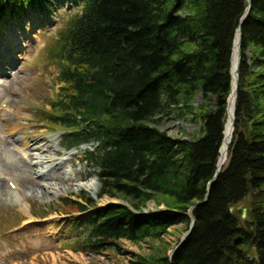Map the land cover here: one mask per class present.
I'll return each instance as SVG.
<instances>
[{"label":"trees","instance_id":"obj_1","mask_svg":"<svg viewBox=\"0 0 264 264\" xmlns=\"http://www.w3.org/2000/svg\"><path fill=\"white\" fill-rule=\"evenodd\" d=\"M55 1L0 0V24L25 9H51ZM72 2L82 9L58 31L51 54L63 93L42 120L63 131L70 150L93 145L85 159L96 169L98 198L128 204L100 207L84 192L62 200L64 208L88 216L68 225L85 230L71 240L72 249L101 255L123 240L162 241L170 229L189 225V209L204 201L217 169L232 48L247 2ZM251 5L242 26L227 165L209 200L194 209L195 226L172 263L162 253L138 255L132 264H264V0ZM165 120L199 129L173 137L160 129ZM150 202L158 209L143 214ZM242 204L248 208L245 220L231 213Z\"/></svg>","mask_w":264,"mask_h":264},{"label":"rangeland","instance_id":"obj_2","mask_svg":"<svg viewBox=\"0 0 264 264\" xmlns=\"http://www.w3.org/2000/svg\"><path fill=\"white\" fill-rule=\"evenodd\" d=\"M55 3L51 9H25L19 18L0 25V49L3 46L6 61L14 66L5 75L3 71L9 66L0 61V264H132L138 255L168 256L179 246L186 226L170 229L162 241L133 245L123 240L118 243L119 248L101 255L72 249L71 240L85 230L80 228L76 232L68 225L88 216L74 215L62 206V200H76L84 192L100 206L119 201L98 199L78 188L80 181L86 183L96 178V169L84 159L87 148L93 146L85 145L67 153L63 132L41 120V113L50 111V102H56L63 93L64 84L58 81L60 66L51 54L56 49L58 31L65 29L75 12L68 7L72 5L69 0ZM5 110L19 127L12 136L2 119ZM160 129L173 137H182L186 132L196 134L199 127L186 121L165 120ZM26 138H32L36 148L42 150L24 148L21 141ZM29 154L42 163L27 159ZM41 165L46 176L40 172ZM240 206L235 207L239 215ZM156 209V202H150L144 212Z\"/></svg>","mask_w":264,"mask_h":264},{"label":"bare ground","instance_id":"obj_3","mask_svg":"<svg viewBox=\"0 0 264 264\" xmlns=\"http://www.w3.org/2000/svg\"><path fill=\"white\" fill-rule=\"evenodd\" d=\"M247 2V9L245 11V13L241 16L242 18L240 19L239 21V24H238V27H237V31H236V34H235V37H234V43H233V48H232V56H231V74H232V82H231V85H232V88H231V91L229 92L228 94V98H227V105H226V123H225V128H224V136H223V143L221 145V148H220V157L218 159V166H219V169H220V173L218 174L219 177H220V174H221V171L224 170V167L227 165V161H228V157H229V149H230V146L232 144V139H233V136H234V128H235V123H236V118H235V115H236V110H237V107H236V104H237V99H238V91H239V85H238V82H239V79H238V82H237V73L239 71V67H240V55L242 56V51H241V45H242V26L247 22L248 18H249V13L251 11V3H252V0L251 2H249V0H246ZM250 8V9H249ZM249 9V10H248ZM247 14V19L246 21L241 25L240 27V22L241 20L244 18L243 16ZM241 28V31H240V28ZM0 61L1 63L3 64V62H6V65L9 66L7 67V69L4 71L5 75H8L9 72L8 70H13L14 69V66L10 63V62H7L6 59V54H5V50L3 48V46H1V49H0ZM242 58V57H241ZM8 60V59H7ZM12 66V67H11ZM239 75V73H238ZM237 86H238V90H237ZM236 91H237V95H236ZM237 97H236V96ZM8 110H5V112L3 113L2 115V119L6 120V127L8 128V133H9V136H12L13 134H15L17 132V130L19 129L18 125L13 123L11 119H9L7 116H8ZM32 138H26L24 139L22 142V145L24 148H27L28 150H32L30 149V146L33 147V149H35V151H40L42 149H38L36 148V145L34 144V140H31ZM35 146V148H34ZM27 159H30V161H37L36 164H41L42 163V160L41 162L39 161L40 158H36L34 155H30L27 157ZM41 167V168H40ZM39 167L40 172L43 173V176H46L45 173V168L41 165ZM217 171V170H216ZM216 171H215V174H216ZM214 174V177L213 179L210 181L209 185H208V189H207V193L205 195V199L204 201H202L200 204H204L206 203L208 200H209V195L211 193V189H212V185L218 180V178L213 182L214 178H215V175ZM78 188H81V189H84L88 192H91L93 194V196L97 197L98 194L100 193L99 190H100V184H99V181H97L96 178H92V179H89L87 180L86 183L80 181L79 184H78ZM208 195V197H207ZM207 197V198H206ZM200 204H197L193 207H191L189 210H190V213L192 214L193 218H190V223L189 225L187 226V229H190V227H193L195 226V222L194 221V209L198 206H200ZM184 226V225H183ZM192 228V230H193ZM192 231H190L189 233V230H186V234H191ZM185 234V235H186ZM188 236V237H189ZM187 237V238H188ZM181 248V247H180ZM179 248V249H180ZM179 251V250H178ZM177 251V252H178ZM175 257V256H174ZM174 257L171 259L169 257V260L170 262L172 263Z\"/></svg>","mask_w":264,"mask_h":264},{"label":"water","instance_id":"obj_4","mask_svg":"<svg viewBox=\"0 0 264 264\" xmlns=\"http://www.w3.org/2000/svg\"><path fill=\"white\" fill-rule=\"evenodd\" d=\"M249 2H251V0H249ZM250 9V8H249ZM248 9V10H249ZM244 18L241 20V22H240V27H241V25L246 21V19L248 18L247 17V14H245L244 16H243ZM239 27V28H240ZM240 31H241V28H240ZM240 59H241V55H240ZM239 62H240V60H239ZM238 79H239V75H238V73H237V82H238ZM237 90H238V86H237ZM236 95H237V91H236ZM235 95V96H236ZM237 97V96H236ZM220 173V169H219V166H217V171H216V176H215V178H214V180H213V182L219 177V174ZM207 197H208V195H207ZM206 197V198H207ZM238 208H241V209H239L240 211V214H241V216H242V219H245L246 217H247V208L246 207H238ZM236 212V208H234V209H231V213L232 214H234ZM190 218H193V216H192V214H190ZM192 228L193 227H190V229H189V233H190V231H192ZM189 236V234H186L183 238H182V240H181V242L179 243V246L174 250V251H172L170 254H169V256H170V258L172 259L173 257H174V254L179 250V248L180 247H182L184 244V242L187 240V237ZM242 244V240H241V237L240 236H237L236 238H235V245H241Z\"/></svg>","mask_w":264,"mask_h":264}]
</instances>
